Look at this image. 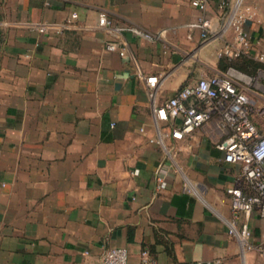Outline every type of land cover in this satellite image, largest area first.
Listing matches in <instances>:
<instances>
[{"label":"crops","instance_id":"obj_1","mask_svg":"<svg viewBox=\"0 0 264 264\" xmlns=\"http://www.w3.org/2000/svg\"><path fill=\"white\" fill-rule=\"evenodd\" d=\"M218 1L0 0V264H100L122 246L128 264H142L143 250L152 264H264L228 233L240 164L215 146L226 137L219 116L155 141L153 104L226 71L217 51L232 31ZM243 4L256 12L251 52L264 53V0ZM72 12L60 32L36 28ZM249 224L264 244V218L254 211Z\"/></svg>","mask_w":264,"mask_h":264},{"label":"built area","instance_id":"obj_2","mask_svg":"<svg viewBox=\"0 0 264 264\" xmlns=\"http://www.w3.org/2000/svg\"><path fill=\"white\" fill-rule=\"evenodd\" d=\"M205 1L192 0V5L203 9ZM218 8L227 18L224 31L230 28L232 37L223 43L217 57L228 60L247 57L264 65V53L251 52L253 42L245 28L248 20H256L254 7L244 5L243 0H219ZM77 17V13L72 12L61 24H40L36 28L39 32H46L53 27L60 32L74 25ZM98 22L100 25L111 24L105 13L99 15ZM200 25L208 27L209 21L200 19ZM131 31L150 40L161 34L149 33L138 27H131ZM107 47L113 49L114 44L109 43ZM144 80L149 96L153 98L157 77L148 76ZM250 92H255L257 97L252 98ZM152 114L157 133L155 141L162 145L167 139L181 140L190 136L213 115L219 116L220 127L226 137L215 146L223 153L225 162L240 164L234 184L226 189L231 211L228 233L236 237L244 249L257 248L264 254V244L254 243L249 224L254 211L264 218V68H259L255 75H248L229 67L223 73L201 77L180 87L160 105L153 104ZM159 122L166 123L168 127L161 129ZM165 186L163 177L157 175L156 189L161 190ZM141 257L142 264H152L147 250L141 252ZM100 264H128V249L123 246L105 249ZM205 264H223V261L216 259Z\"/></svg>","mask_w":264,"mask_h":264},{"label":"trees","instance_id":"obj_3","mask_svg":"<svg viewBox=\"0 0 264 264\" xmlns=\"http://www.w3.org/2000/svg\"><path fill=\"white\" fill-rule=\"evenodd\" d=\"M221 62L223 63V67L225 69L231 67L248 75H255L259 68H264V65L257 63L247 57L235 58L230 60L221 58Z\"/></svg>","mask_w":264,"mask_h":264}]
</instances>
